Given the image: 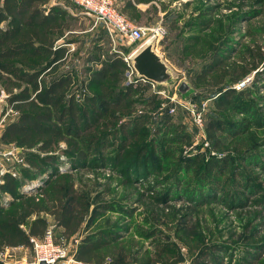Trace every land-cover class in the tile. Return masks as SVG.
I'll return each instance as SVG.
<instances>
[{
	"label": "rangeland",
	"instance_id": "obj_1",
	"mask_svg": "<svg viewBox=\"0 0 264 264\" xmlns=\"http://www.w3.org/2000/svg\"><path fill=\"white\" fill-rule=\"evenodd\" d=\"M59 1V5L63 6L57 8L66 13L63 19L67 30L57 44L64 46L68 54L65 61L58 66L57 73L70 77L72 86L68 95L75 93V99L80 102L86 95L90 97L99 93L97 85H92L91 80L94 71L100 69V61L113 56L120 58L117 52L129 60L142 42L129 44L115 38L114 41H118L114 43L105 35L100 25H96L92 18L84 15L69 0H55L54 3ZM112 1L118 8L117 0ZM135 3L148 5V9L143 12L129 10L124 13L129 20H135L137 26H151L156 19H162L167 28V36L157 43L156 48L158 57L167 60L165 67L170 75L169 81L156 86L154 90L144 86L142 92L130 95L128 102L130 109L132 108L129 113L131 116L126 115L130 111L128 106L124 108L129 110L127 113H115L116 116L122 115L120 119L108 122L106 130L111 133L105 138L108 142L103 146L101 153L103 164L101 162L102 165L98 164L97 167L72 163L65 153L70 145L64 141L56 142L51 150L40 151L37 147L41 143L35 145L37 147L26 148L13 143L7 144L1 139L2 148L8 147L7 145L16 148L19 154L16 157L21 160V164L12 165L10 168L16 176L13 179L19 182V194L41 199L45 188L43 184L62 175L70 177L74 190L84 200L89 201V215L95 207H99L94 225L86 228V225L82 224L75 234L66 238L69 242L65 245L73 252H77L83 237L99 228L111 227L117 223L123 228L128 227L124 234L120 233L125 241H129L128 233H132L139 226L144 230L148 225L154 227L151 230L153 236L140 244L142 250L150 256H153L156 246H167L170 251H176L173 261L180 259L191 264L199 254L197 250L200 246L216 245L217 250L211 254L212 260L205 257V263L211 264L214 261L217 264H236L241 260V263L245 264V258L249 264H253L261 257L264 259V249L254 253L251 252L252 248L245 246L248 242L253 243L252 241L264 242V0H135ZM49 4L45 9L52 8ZM156 7L165 12L164 16L158 18ZM4 25L1 24V27ZM147 46L152 47L151 44ZM145 47L139 49L135 56ZM134 57L132 55L131 63ZM212 58L216 69L207 73L203 70V65ZM11 62L14 66L18 65L14 63L15 60ZM54 75L49 72L43 74L40 79L48 83ZM127 79L125 71L117 87H123ZM182 84L188 87L182 90L183 94L178 90ZM240 84L243 85L240 87ZM26 87L28 88L27 84L19 82L15 77L0 72V92L7 95V98L0 102V115L6 110L4 102L13 104L9 102V98L18 95ZM220 88L222 93L233 90L235 94L226 92L225 98H219L217 96ZM239 89L243 91L242 95L237 94ZM28 92L32 97L30 88ZM170 98L175 102L169 101ZM218 98L215 103L213 100ZM178 102L186 108L194 106L193 110L203 109V130L209 143V151L202 152L200 148L195 149L192 146L196 129L190 114L177 106ZM157 105L158 111H155ZM168 107L175 108V113L170 117L171 126L160 127L158 122L165 119L158 116H162ZM15 111L17 116L11 119L12 122L19 115L16 108ZM135 117L147 118V121L141 124L147 134L134 132V135H130L124 127L122 131L118 130L127 119L132 120ZM103 122V118L99 120V123ZM67 124L68 121L61 125L60 129L63 131ZM157 128L161 131L158 132ZM3 131L4 129L0 130V138ZM86 134L87 132L82 133L83 136ZM184 134L188 137L187 142L180 141ZM99 135L100 132L97 131L88 137ZM144 139L147 143H144ZM120 143L126 148L122 151V156L127 157H133L139 145L147 144L145 148L153 150L159 158V165L162 162L167 168L163 167L160 172L153 173L152 163L156 157H145L148 151L146 149L138 162V171L130 167L132 169L129 174L135 180L128 183L113 171L111 162L107 161L118 151ZM159 143L163 148H159ZM166 149L167 154L164 152ZM163 152L164 154H161ZM45 155L60 159V164L57 163L62 167L60 172L51 170L40 174L38 162ZM91 157L92 154H89L85 158ZM179 159L189 161L188 167L181 172L175 165ZM223 159L226 160L223 168L219 165L205 168L211 161ZM12 162L15 164L16 161ZM25 172L33 175V180L28 179ZM175 174L180 175V188L192 190L195 185H200L202 192L215 191L218 196L214 194L209 198L203 197L189 202L171 201L166 205H156V195L169 185L156 188L157 181H168ZM200 177L201 181L197 182ZM4 182L5 177L3 184ZM1 196L4 205L13 200L8 194ZM121 208L125 212L123 215L120 213ZM40 216L46 221L50 220L46 228H52L55 237L60 239L59 234L62 235V232L58 231L60 229L53 218L43 214ZM86 220L89 221L88 214ZM144 221L147 223L145 226ZM176 229L179 232L175 236ZM169 242L174 244V248ZM127 243L124 245L125 249L129 247ZM192 245H196V249ZM27 249V246H21V250L16 251V257L28 254ZM121 253L123 254L124 250Z\"/></svg>",
	"mask_w": 264,
	"mask_h": 264
},
{
	"label": "trees",
	"instance_id": "obj_2",
	"mask_svg": "<svg viewBox=\"0 0 264 264\" xmlns=\"http://www.w3.org/2000/svg\"><path fill=\"white\" fill-rule=\"evenodd\" d=\"M48 2L49 0L0 1V72L27 84L33 94L31 97L26 87L18 95H13L9 98V102L15 105L14 109L18 110L19 115L14 122L5 126L1 139L7 144L13 143L18 147L26 148H31L41 143L38 147L35 146L40 151L51 150L56 142L64 141L70 145V148L65 153L68 155V159L72 160V163L74 162L77 165L87 164L88 167L93 166L91 168H94L101 162L103 164L104 161L101 153L103 152V146L108 142L105 138L109 137L111 133V131L108 132L106 130L109 125L108 122L121 118L122 115L116 116L115 113H127L130 110L126 114L129 115L132 109H130V103L128 102L130 95L140 93L145 88L140 86L133 87L132 84L127 83H124L121 88L117 87V83L122 80L126 71V64L118 56H113L105 61H100V69L94 71L92 75L91 84L97 85L96 87L99 90L97 95L90 97L86 95L80 102L75 99V93L68 95L72 81L69 76L57 73L58 66L65 61V56L68 54L64 46L57 44V41L63 39L67 30L63 19L66 13L57 7L45 9ZM130 6V3H127L126 7L131 8ZM3 23L5 25L1 27ZM12 60H15L16 62L14 63H18V65L14 66L13 62H11ZM215 69L214 58L203 65V70L207 73ZM49 72L55 74L54 78L45 83L40 77ZM10 84L14 87V84L11 82ZM77 89L80 88L77 87ZM219 91L217 96L219 98H225L226 95L224 93L226 92V94H235L233 90H227L222 93L220 88ZM242 92L239 89L237 94L242 95ZM219 98L213 101L217 103ZM128 106L129 110L124 109ZM158 107L159 105L155 106L154 110L158 111ZM168 108L163 111L162 116H158L161 119H165L158 122L161 125L160 127L163 125L171 126V115L168 113ZM102 118L104 122L99 123ZM67 121L68 124L62 131L60 127ZM144 121H147V118L135 117L132 120L127 119L124 124L118 127V130L124 127L130 135H134V132L136 134L140 132L147 134V130L141 128V124ZM166 123L168 124L166 125ZM100 126L101 128L99 129ZM80 127L82 128V133L87 132L86 135L83 136L80 133ZM97 131L100 132L98 137H88L91 133ZM157 131L160 132L161 129L157 128ZM145 141L146 139H144V143H147ZM180 141L187 142V135L184 134ZM146 145H139L133 157H127L122 156V151L126 148H123L120 143L118 151L113 153L107 161L111 162L110 165L113 171H116L121 178L127 180L128 183H133L135 179L130 176L129 171L132 168L138 171L140 167L138 162H140L143 153L146 152L145 150L148 149L145 148ZM158 146L160 149L163 148L160 143ZM152 151L148 149L145 157L153 155V158H155L156 154ZM164 152L167 154L168 149ZM164 152L161 154H164ZM89 154H92V157L85 158ZM31 157L36 158L35 156ZM158 159L156 157L155 162L152 163L153 173L160 172L163 167L167 168V165L162 162L159 165ZM28 160L32 161L30 158ZM59 161L58 157L45 155L38 162L40 174L45 171H57L59 167L57 163L60 164ZM225 163L226 160L224 159L211 161L205 168L210 169L213 166L218 167V165L223 168ZM188 164L189 161L179 159L175 165L181 172L186 169L185 167H188ZM135 165L136 167H134ZM135 169L133 170L136 173ZM27 174V178L33 180L34 176L30 173ZM168 178L170 177H166V179ZM179 179L180 175L175 174L168 181H164L165 179H161V183L157 181L158 185L156 188L169 185L156 195L154 202L156 205H166L171 201L189 202L203 197L209 198L214 196V194L218 196L215 191L213 193L202 192L200 185H195L192 190L182 189L178 184ZM201 179L202 177L197 182L201 181ZM43 186L45 188L43 187L44 192L41 199L26 197L19 194L18 180L10 176L5 177L4 184L0 186V250L4 247L29 246L30 237H42L47 227V221L40 216L41 214L53 218L57 227L63 231L62 237L64 238L75 234L82 224H85L86 228L95 224L96 211L99 210V207H95L89 215L90 203L74 190L70 177L58 175L57 178L44 183ZM3 194L10 195L13 200L4 205L1 196ZM123 212V208H121L120 213L122 215L125 214ZM87 214L89 221L86 220ZM146 224L144 221L143 225L145 226ZM125 229H128V227L123 228L114 223L111 227L99 228L83 237L77 249L76 258L91 264H102L105 257L109 256L112 259V264H178L180 261H184L180 259L179 261H173L172 258L176 256V251L173 249L170 251L167 246L162 248L156 246L153 256L142 250L140 244L153 236L151 230L154 227L148 225V228L144 230L139 226L132 233H128L129 241H125L123 238L122 234L126 232ZM178 232V229H176L175 236ZM135 238L138 239L135 241ZM126 242L129 243H127L129 245L127 249L124 247ZM252 242L245 244L248 248L253 249L251 252L256 253L264 249V242ZM169 243L174 248V244L172 242ZM215 247L216 245L200 246L197 250L199 254L193 259L191 264H207L204 258L207 257L212 260L211 254L214 250H217ZM193 248L196 249V245ZM122 250H124L123 254L121 253ZM144 254L145 256H143ZM243 261L245 264H249V261L247 262L245 258ZM238 262L242 264L241 260ZM255 263L264 264V259L261 257ZM211 264L217 263L212 261Z\"/></svg>",
	"mask_w": 264,
	"mask_h": 264
},
{
	"label": "built area",
	"instance_id": "obj_3",
	"mask_svg": "<svg viewBox=\"0 0 264 264\" xmlns=\"http://www.w3.org/2000/svg\"><path fill=\"white\" fill-rule=\"evenodd\" d=\"M70 3L76 8L80 9L82 13L94 20L96 25H100L105 31L109 39L114 43L115 38L124 40L129 44H139V49L148 44L152 45V49L156 52L157 43L161 42L167 36V28L163 23L162 19L157 20L151 26H137L133 24L119 9L116 5L113 4L112 0H69ZM147 44V45H146ZM155 44V45H154ZM154 45V46H153ZM135 50L132 54L133 57L135 53L139 50ZM120 55V58L123 56L121 53L117 52ZM131 57L126 59L122 57L123 61L126 64V75H127V84H140L142 86H148L150 89H155L157 84L147 80L142 76H138L137 72L133 68V63L130 62ZM243 84H240L242 86ZM162 94V92H158ZM7 98V95H4L3 92H0V102L3 99ZM169 101L175 102L173 98H170ZM4 107L6 110L0 116V130L4 129L5 126L11 123V119L17 116V113L13 107V104H8L4 102ZM177 106L186 110L193 121V124L196 129V134L193 139L192 146L200 148V151L205 152L209 151V143L206 139L205 132L203 130V109L200 111L193 110L194 106L186 108L185 105L177 103ZM169 115L175 113V108H168ZM1 134V132H0ZM1 140V138H0ZM8 147H3L0 144V186L3 185V179L6 175H9L11 178H16L13 170H10L11 166L21 164V160L16 157L19 155L16 148H12L9 145ZM12 146V145H11ZM64 160V159H61ZM12 161H16L13 164ZM9 163V164H7ZM62 169V167L58 168ZM60 172V171H59ZM40 182V181H39ZM69 242L68 239L60 237L57 239L54 235L52 228H46L42 237L29 238L28 254L21 257H16V251L21 250V247L11 248L4 247L0 250V264H40L41 262L45 264H91L80 261L76 258V252L69 250L66 247V243ZM103 264H111V259L106 258ZM178 264H188L186 260Z\"/></svg>",
	"mask_w": 264,
	"mask_h": 264
},
{
	"label": "water",
	"instance_id": "obj_4",
	"mask_svg": "<svg viewBox=\"0 0 264 264\" xmlns=\"http://www.w3.org/2000/svg\"><path fill=\"white\" fill-rule=\"evenodd\" d=\"M133 68L137 72L138 76H142L147 80L157 84L163 85L170 79V75L165 67V64L153 51L151 46H146L140 51L133 59ZM188 87L182 84L179 87V92L183 94L182 90ZM40 264H45L41 262Z\"/></svg>",
	"mask_w": 264,
	"mask_h": 264
},
{
	"label": "crops",
	"instance_id": "obj_5",
	"mask_svg": "<svg viewBox=\"0 0 264 264\" xmlns=\"http://www.w3.org/2000/svg\"><path fill=\"white\" fill-rule=\"evenodd\" d=\"M62 1V0H61ZM116 1V0H115ZM55 2V0H51V1H49L48 3H50L49 5H50V7H54L55 5H57L56 7H61V6H63V4H61V5H59L61 2L59 1V2H56V3H54ZM127 3H130V7L131 8H127L126 7V5H127ZM116 4L118 5V9H119V11L120 12H122L123 14L124 13H128L129 12V10H140V11H146L147 9H148V5H144V4H136L135 3V0H117L116 1ZM156 9H157V15H158V18L159 17H161V16H164V13L165 12H163L161 9H159L158 7H156ZM125 15V14H124ZM158 19H156V21H157ZM130 21L133 23V24H137V22L135 21V20H133L132 18H130ZM155 22V21H154ZM104 30V33H105V35L106 36H108L107 35V32L105 31V29H103ZM108 38V37H107ZM123 51H125V50H123ZM157 51V50H156ZM155 53H157V55H158V51L157 52H155ZM161 59L163 60V58L161 57ZM167 60H163V62H164V64H166L167 62H166ZM136 86H140V87H143L144 88V86H142V85H140V84H135V85H133V87H136ZM149 90V89H148ZM48 221H50L49 219L47 220V222ZM52 221V220H51ZM47 227H48V223H47ZM60 233L61 232H63V231H61V229L60 230H58ZM60 236L59 237H62V235H63V233H62V235L61 234H59ZM28 250V249H27ZM23 252H24V250H23ZM20 253H22V252H20ZM21 255H23V254H20V257H21ZM25 255H27V254H25ZM106 258H109V259H111L110 257H105V259ZM105 259H104V261H105ZM103 261V262H104ZM103 264V263H102ZM111 264H112V259H111Z\"/></svg>",
	"mask_w": 264,
	"mask_h": 264
},
{
	"label": "bare ground",
	"instance_id": "obj_6",
	"mask_svg": "<svg viewBox=\"0 0 264 264\" xmlns=\"http://www.w3.org/2000/svg\"><path fill=\"white\" fill-rule=\"evenodd\" d=\"M146 45H147V44H146ZM37 183L39 184V182H37ZM40 183L43 184L41 180H40ZM36 187H38V186H36Z\"/></svg>",
	"mask_w": 264,
	"mask_h": 264
}]
</instances>
